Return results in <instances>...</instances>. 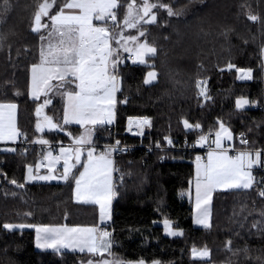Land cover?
<instances>
[{
    "label": "trees",
    "instance_id": "trees-1",
    "mask_svg": "<svg viewBox=\"0 0 264 264\" xmlns=\"http://www.w3.org/2000/svg\"><path fill=\"white\" fill-rule=\"evenodd\" d=\"M40 2L43 0H11V10L0 16V34L6 36L0 48V102L17 104L18 130L27 141L44 136L50 142L66 143L81 133V126L63 123V102L59 97H53L42 110L59 129L36 128L41 118L36 115V108L43 103L30 95V68L39 61L41 42L40 34L32 33L30 27ZM65 2L49 0L53 3L50 14H55ZM122 2L125 6L117 10L118 23L124 33H136L137 29L123 26L130 0ZM162 2L174 10L183 8V14L169 17L165 10H157V23L141 28L147 29L148 43L158 49L157 55L149 59L154 69L134 64L127 59L128 53L119 48L122 62L115 70L120 85L114 130L106 123L96 125L93 142L118 138L124 143H137V138L125 134L127 119L145 116L150 120L145 128V144L184 136L195 138L209 130L216 132L222 122L232 131L233 142L236 134L243 131L249 138L248 148L264 149V0ZM249 13L258 16V20H250ZM229 63L252 69L253 79L239 80L235 68L228 70ZM149 70L157 72V79L146 85L143 81ZM200 80H206L210 99L199 95ZM239 97L255 103L237 109L235 102ZM184 120L199 124L200 128L186 129ZM13 149L0 150V225L99 224L97 206L77 202L73 197L80 165L68 181L29 182L27 166L36 162L42 148L36 143H17ZM199 153L205 155L201 150L184 149H157L149 154L144 147H138L115 156L116 195L112 198L110 221L112 252L116 256L126 261L142 259L149 264H229L230 260L231 264H264V197L258 195L264 190V169H253L255 182L251 189L213 192L212 227L206 229L194 225L193 206L187 197ZM160 155L165 156L162 162L158 160ZM13 179L24 187L12 184ZM164 219L183 235L165 234L159 224ZM34 239V228L6 231L0 227V264H80L92 256L87 252L38 250ZM229 240L233 250L249 249L248 257H233L226 250ZM194 246H206L210 258L193 259ZM257 257L261 259L258 261Z\"/></svg>",
    "mask_w": 264,
    "mask_h": 264
},
{
    "label": "snow or ice",
    "instance_id": "snow-or-ice-1",
    "mask_svg": "<svg viewBox=\"0 0 264 264\" xmlns=\"http://www.w3.org/2000/svg\"><path fill=\"white\" fill-rule=\"evenodd\" d=\"M55 0H53V3ZM3 5L0 16H5L11 10V0H0ZM53 3L49 0H43L38 3L37 9L33 15L30 31L34 34H40V62L31 66L33 99H39L42 91H51L54 87L64 89L61 95L67 98V108L64 114V123L74 122L77 124L103 125L111 123L112 106L114 104V93L116 76L110 74L109 63H111V72L114 73L118 64L122 61L119 58V50L113 48L112 41L123 49L124 52L135 56L132 60L134 64L145 65L155 68L154 64L149 63V59L154 58L158 49L147 41V29L141 30L144 25L157 23V10H165L167 16L177 17L183 14L184 9H173L169 3H163L162 0L152 2V0H130L126 3V15L123 18V26L127 29H137L138 35H124L123 28L118 23L117 10L125 6L122 0H66L55 14H50ZM79 9V14H74L66 10ZM44 18H47L45 21ZM248 18L252 21L258 20V16L249 13ZM93 19L108 24L115 29L110 31L109 27L95 26ZM0 22H3L0 20ZM46 33L45 34H42ZM141 38H144L143 42ZM6 36L0 34V48ZM133 43L134 47L129 48L128 44ZM131 55L129 58H131ZM147 58V59H146ZM228 70H235L239 73V80L253 79L252 69L236 68L234 64L227 65ZM223 71V69H222ZM157 79L155 70L149 71L144 79V84H152ZM56 80L58 84L53 85L51 81ZM78 81V83H77ZM201 81H197V87L200 88L199 95L210 99L206 89L201 87ZM75 85V88L72 86ZM19 94V93H17ZM51 103L45 100L44 103L36 109L39 116L43 107ZM247 98L241 97L236 100L237 109H244L246 105L254 104ZM15 104L0 103V140H13L18 135H22L15 127L14 114ZM4 110H7L5 113ZM107 114L108 119H102ZM71 117V119H70ZM46 125L52 129L59 127L52 122V117H44ZM130 124L132 121L129 122ZM186 129L200 128L199 124L192 125L187 120L183 121ZM136 125L142 128L150 125L148 118L136 121ZM39 131L44 130L41 123L36 124ZM219 131L215 134L212 141L215 149L208 153L207 163L197 164L195 180V223L204 228H211L209 222V205L212 201V193L216 190H238L251 189L254 184L253 169L264 167V150L240 151L231 156L228 150L224 148L223 141H231L233 135L228 127L221 122ZM71 135V134H69ZM241 144H248L244 133L240 134ZM208 137L201 136V146L206 143ZM40 144H47L48 141L40 139ZM76 145L90 144L91 141L86 135H81L75 140ZM119 145V141L116 142ZM168 143H171L169 140ZM14 151V149H9ZM122 150L113 148L112 151ZM61 153L65 156L63 163V173L59 176L53 175L51 170L48 175H33L32 166H28V181L33 180H64L68 181L75 163H80L81 150L76 147L75 163L69 164L73 149L61 147ZM95 149L90 147L87 152L88 162L83 165V171L75 178V198L80 203H97L100 205L101 221L111 219L109 206L112 198L116 195L111 183V173L109 166L113 163L106 159L105 154L94 157ZM51 156V153H49ZM47 159V157H46ZM60 157H54L53 162L59 161ZM197 161L201 157H196ZM41 165L37 164L39 169ZM17 187H24L18 184L15 179L10 181ZM258 195L264 197V190L259 191ZM27 215H31L28 213ZM172 222L164 221L165 230L168 235L180 236L181 231H174L171 227ZM6 231L16 229L35 228L36 244L39 248H51L57 253L61 249L79 250L87 252L93 257H99L98 260L89 259L87 264H145L144 260L126 261L116 256L112 252L114 241L112 233L104 228L98 227H68L67 225H32V224H12L4 223L0 225ZM253 227H257L256 224ZM232 242H226V250L231 252L233 257L244 255L248 257L249 249H235L231 247ZM192 258L205 260L210 258L211 252L205 246L191 250ZM258 261L261 259L256 258ZM153 264H159V261H153ZM231 264V260L229 261Z\"/></svg>",
    "mask_w": 264,
    "mask_h": 264
},
{
    "label": "rangeland",
    "instance_id": "rangeland-1",
    "mask_svg": "<svg viewBox=\"0 0 264 264\" xmlns=\"http://www.w3.org/2000/svg\"><path fill=\"white\" fill-rule=\"evenodd\" d=\"M66 11H69V12L74 13V14H79V9L66 10ZM93 24L95 26L109 27L110 31L114 32V29L111 26V22H109L108 24H104L102 22H99V21H96L95 19H93ZM130 31L129 32L127 31L128 33H124V35L125 36H128V35H138V31L136 33H133V32H130ZM140 42H143V40L141 39ZM112 46H113V48H116L117 47L116 49H118V50L120 48L113 41H112ZM128 47L129 48H133L134 47V44L133 43H129L128 44ZM129 55H130V53H128L127 57H129ZM119 58H120V54H119ZM134 59H135V56H134ZM38 62H40V58H39V61ZM263 62H264V49H263ZM109 69H110V74H114L116 76L115 87L118 90L119 85H120V78H119V76L115 72L114 73L111 72V63H109ZM30 70H31V68H30ZM149 71H153V70H149ZM238 75H239V73H238ZM200 81L201 82H205L206 80H200ZM51 83L53 85H56V84H58V81L53 80V81H51ZM77 83H78V81H77ZM206 84L207 83H202L201 84V87H203V88L206 89ZM72 87L75 88V85H73ZM63 91H64V89H58V88H55L54 87L51 91H46V90L45 91H42L41 94L43 95V98L52 99L54 96H56V97H59L61 99V101L63 102V123H64V114H65V110L67 108V103L68 102H67L66 96L61 95V92H63ZM116 93H117V91H115V93H114V101L115 102H114V104L112 106V109H111V112H112L111 120H112V122L114 120V109H115V106H116ZM45 100L46 99H42L41 98L40 99V102L44 103ZM47 117H49V116H47ZM100 118L107 120L108 119V116H107V114H104ZM40 119L41 118H39L38 121ZM70 119H71V117H70ZM64 124H76V125L81 126V133L78 134L76 136V138L71 137V141L66 142V143H62V142H57V143L56 142H50L44 136L35 138V141H32V143H36L40 148H42L41 149L42 150V154H41L40 157L37 158L36 162L34 164H32L31 166H32V169H33L34 166L36 167L37 164L41 165V167L38 169V170H40L38 174H35L33 172H32V174L33 175H48L49 172H50V170H51V172H52L53 175H57V176L61 175L63 173V163H64V159H65V156L60 151L61 147L65 148V149H73V151L71 153V159H69V164L75 163V151H74V149L76 147H80V150H81V153L83 154V157L80 160V164L79 163H75V167H77V165H80V167H81V169L79 171V173H80V172H82L84 170L83 169V165L87 164V162H88V158H87L88 149L90 147H92V148L95 149V151L93 153L94 157H98L101 154H105L106 159H110L113 162L109 166V172L111 173V183L113 185L114 167H115L114 166V164H115L114 156H113L112 150L110 148H106V149L100 150L98 147H96V144L93 142V139L92 138H93L94 129H95V126L96 125H91V124L81 125V124L75 123L74 120H73V122L64 123ZM225 127H227V126L225 125ZM219 130L220 129H218L217 131H219ZM216 132H215V134H216ZM231 133H232V131H231ZM81 135L88 136V138L90 139L91 143L90 144H84V145H76L75 140L77 138H79ZM202 135L208 137L207 142L209 140H214L216 138L215 135L213 137H209L205 133L204 134H201L199 136L201 137ZM232 135H233V133H232ZM40 139L46 140V141H48V143L47 144H40V143L37 142ZM232 140L231 141H227V140L223 141V145L222 146L224 147L226 145V143H230V142L232 143ZM200 144H201V142H200ZM214 149H215V144H212V148L210 150H206L205 151L204 157L200 153L196 156V157H198V156L201 157V160L200 161H197L196 158L194 160V163H195V173H194V176L191 178L189 187L187 189V197H188V199L190 200V202H191V204L193 206V222H194V225H196V226H202V225H197L195 223L196 211H197L196 210V207H195V180H196L197 164L199 163L201 166L204 165V164H206L207 163L208 153L210 151H213ZM49 153H51V156H49ZM228 154L231 155V156H233L230 152H228ZM46 157H47V159H46ZM54 157H60L59 161L53 162V158ZM28 166H27V171H26L27 176H28ZM74 168H73V170H74ZM79 173H78L77 177L79 176ZM26 180H27V178H26ZM33 181H43V180H33ZM51 181H63V180L57 179V180H51ZM51 181H47V182H51ZM212 195H213V193H212ZM73 197L76 200V198H75V181H74V187H73ZM92 204H95L97 206L98 211H99V216H100V205L97 204V203H92ZM111 207H112V200H111V203H110V206H109V209H108L109 212H111ZM211 210H212V201H211V204L209 205V222H211ZM165 220L166 219L160 221L159 224H161L163 226L164 233L167 234L166 233V230H165V225H164V221ZM107 221H109V220H107ZM12 224H15V223H12ZM171 227H172V224H171ZM172 230H174V231H181V230L176 229L174 227H172ZM198 249H200V248H198ZM89 259L98 260L99 258L98 257L95 258L93 256H89V257L85 258L84 260H82L80 262V264H87V262H88ZM128 261L135 262V261H138V260H128ZM145 264H149V263H147L145 261Z\"/></svg>",
    "mask_w": 264,
    "mask_h": 264
},
{
    "label": "built area",
    "instance_id": "built-area-1",
    "mask_svg": "<svg viewBox=\"0 0 264 264\" xmlns=\"http://www.w3.org/2000/svg\"><path fill=\"white\" fill-rule=\"evenodd\" d=\"M131 55V54H130ZM129 55V57H130ZM127 57V59L129 61L132 62V60L134 59V56L131 55V58ZM256 107V105H255ZM143 118H148V117H144V116H130L127 119V124H126V130H125V134L131 136V137H135L138 139L137 143H124L122 142L120 139L118 138H114L112 141L110 142H106L103 141L100 144H96V147H98L100 150L106 149V148H110L111 150L113 148H118V149H122V150H116V151H112V154L115 158V156L119 155V154H124V153H129L131 152L134 148H138V147H144L145 151L149 154H152L155 152V150L160 149V150H169V149H184V150H201V151H206V150H210L212 148L211 144L206 145L205 147H202L200 144V136H196L195 138H190L188 136H184L182 138L179 139H174V138H168L165 139L164 141L162 140H157L156 142L152 143V144H145L143 142L144 139V133H145V128L147 125L143 126L142 128L137 127L136 125V121L138 120H142ZM149 119V118H148ZM132 121V123L130 124L129 122ZM114 123L108 124L107 127L110 130H114ZM20 133H23L22 131H19ZM244 133L243 131H239L236 136H235V143H226V145L224 146V148H226L228 150V152H230L233 156L237 154V152H239L241 150L242 147H247L248 148V144H249V138L247 137V135L245 134L246 139L248 140V144H241V136L240 134ZM206 135H208L209 137H213L215 132L213 130H209L207 132H205ZM20 141L19 143L21 145H29L32 144V142H29L25 139L24 137V133L22 135H19ZM171 141V143H168V141ZM117 141H119V145H117ZM144 145V146H143ZM264 150V149H262ZM204 157V154H201ZM165 156L164 155H160L158 156V160L160 162L164 161ZM264 159V157H263ZM264 169V167H262ZM95 227L98 228H104L107 231L112 233V229H111V221H106L103 223H99L97 224Z\"/></svg>",
    "mask_w": 264,
    "mask_h": 264
},
{
    "label": "crops",
    "instance_id": "crops-1",
    "mask_svg": "<svg viewBox=\"0 0 264 264\" xmlns=\"http://www.w3.org/2000/svg\"><path fill=\"white\" fill-rule=\"evenodd\" d=\"M45 35H46V33H45ZM116 47V46H115ZM117 48V47H116ZM39 63V62H38ZM31 89H32V74H31V70H30V95H31ZM32 97V96H31ZM55 97V96H54ZM47 99V100H50L51 101V99H49V98H43V95L42 94H40V98L39 99ZM240 98V97H239ZM238 98V99H239ZM0 103H3V104H15L16 106H17V104L16 103H12V102H0ZM247 106V105H246ZM5 111V113L7 112V110H4ZM45 116H46V114H45ZM44 116V117H45ZM44 117H42L39 121H42V119L44 120ZM145 117V116H144ZM129 118V117H128ZM38 121V122H39ZM114 121H115V109H114V120H113V122H111V123H114ZM14 123H15V127L18 129V126H17V107H16V109H15V114H14ZM110 123V124H111ZM106 124H109V123H106ZM19 141H20V138H19V135L15 138V139H13V140H7V139H3V140H0V150H2V151H11V150H9V149H13L14 148V146H15V144H17V143H19ZM212 141L213 140H209L207 143H204L203 144V146L202 147H205L206 145H208V144H213L212 143ZM232 142H233V140H232ZM231 143V142H230ZM235 143V142H234ZM256 150H258V149H256ZM240 151H255V149H250V148H247V147H242L241 148V150ZM239 151V152H240ZM81 157H80V160H81V158L83 157V154L81 153V155H80ZM262 159H263V157H262ZM39 171L40 170H38L35 166L33 167V173H35V174H38L39 173ZM26 176H27V174H26ZM27 178V177H26ZM64 181V180H63ZM30 182V181H29ZM60 182H62V181H60ZM110 215H112V207H111V212H110ZM107 221V220H106ZM103 222H105V221H101V218H100V221H99V223H103ZM36 225H67L68 227H77V226H79V227H94V226H96V225H92V224H83V225H70V224H36ZM34 231H35V228H34ZM34 245H35V248L36 249H38V250H52V251H54L53 249H51V248H39V247H37V244H36V231H35V239H34ZM61 251H78V252H80L78 249L77 250H72V249H61ZM86 252V251H85ZM96 258V257H95ZM99 258V257H98Z\"/></svg>",
    "mask_w": 264,
    "mask_h": 264
},
{
    "label": "water",
    "instance_id": "water-1",
    "mask_svg": "<svg viewBox=\"0 0 264 264\" xmlns=\"http://www.w3.org/2000/svg\"><path fill=\"white\" fill-rule=\"evenodd\" d=\"M41 106V104H38L37 105V108H39ZM36 108V109H37ZM37 115V114H36ZM38 116V115H37ZM45 116V113L42 111L41 113H40V115L38 116V117H44ZM52 122L54 123V124H56L53 120H52ZM38 123H41L43 126H44V130H48V129H50L47 125H46V122H45V120H42V121H39ZM52 129H59V127H57V128H52ZM43 130V131H44ZM81 157V156H80Z\"/></svg>",
    "mask_w": 264,
    "mask_h": 264
}]
</instances>
